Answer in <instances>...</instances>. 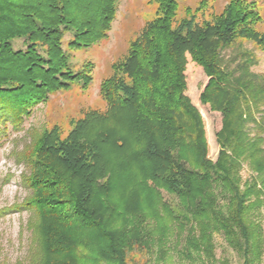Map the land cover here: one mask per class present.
Wrapping results in <instances>:
<instances>
[{
	"label": "trees",
	"instance_id": "trees-1",
	"mask_svg": "<svg viewBox=\"0 0 264 264\" xmlns=\"http://www.w3.org/2000/svg\"><path fill=\"white\" fill-rule=\"evenodd\" d=\"M117 1L0 0V135L48 92L85 81L68 68L62 37L71 33V48L104 38ZM153 1L155 15L100 84L105 111L86 112L64 139L45 131L28 155L33 264H143L130 253L152 243L163 254L169 231L184 238L185 255L214 259V232L242 264L264 252L251 215L264 193V74L251 71L253 55L241 46L264 51L260 9L228 0L200 19L179 17V0ZM20 38L25 47L14 48ZM235 44L242 48L224 59ZM187 55L207 77L200 103L221 115L215 160L185 93ZM244 164L254 175L243 181Z\"/></svg>",
	"mask_w": 264,
	"mask_h": 264
},
{
	"label": "rangeland",
	"instance_id": "rangeland-1",
	"mask_svg": "<svg viewBox=\"0 0 264 264\" xmlns=\"http://www.w3.org/2000/svg\"><path fill=\"white\" fill-rule=\"evenodd\" d=\"M227 1L179 0L178 16H186L192 11L203 19L222 9ZM250 1L257 3L260 9L262 22L257 28L264 31V0ZM201 3L203 7L199 10L197 8ZM155 9L156 3L153 0H118L115 17L107 35L88 47H69L68 42L72 35L65 32L62 47L67 53V66L72 73L85 72L87 78L85 81L74 80L66 89L48 92L43 100L31 106L17 128L9 123L0 135V264H33L32 256L36 254L37 241L30 226L34 212L25 205L30 189L23 177L31 170L28 155L37 136L50 131L64 139L74 129L75 123L85 117L86 112L105 111L106 102L99 93L100 84L113 74L112 64L126 55L130 42L138 35L146 20L155 15ZM242 43L241 46L253 55L251 71L264 74V51L251 41ZM12 44L14 48L25 47L22 38L15 39ZM234 46L223 51L224 59L231 58L238 51L237 48H242L236 44ZM185 74V93L201 115L208 156L215 160L219 149L215 134L221 125V115L211 111L208 105L200 103L199 93L207 77L200 66L190 61L189 55ZM250 175H254V172L244 164L241 169L242 180ZM162 195L164 200L175 204L176 199L172 195L166 191H162ZM251 215L260 225L264 248V193L263 203L252 210ZM167 235L169 241L163 254L157 251L156 244L151 243L148 249H135L130 253L135 263L222 264L225 261L229 264H242V257L228 246L221 232L213 234L215 248L212 260L195 251L185 255L182 252L185 248L184 238L181 239L180 235H174L170 231ZM250 264H264V252L258 260Z\"/></svg>",
	"mask_w": 264,
	"mask_h": 264
}]
</instances>
